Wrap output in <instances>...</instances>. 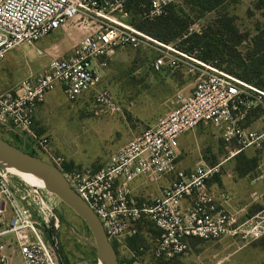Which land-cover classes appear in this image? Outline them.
<instances>
[{
  "label": "built area",
  "instance_id": "1",
  "mask_svg": "<svg viewBox=\"0 0 264 264\" xmlns=\"http://www.w3.org/2000/svg\"><path fill=\"white\" fill-rule=\"evenodd\" d=\"M189 1L148 0L142 15L154 21L171 6L185 10ZM130 16V0H0V63L14 49L33 47L71 22L91 28L68 57L52 58L42 72L0 93V126L18 148L63 172L118 246L120 264H162L189 254L196 240H261L264 209L242 219L241 211L230 210L231 194L209 182L223 174V164L232 157L247 150L264 153V89L202 60L200 49L187 53L154 39ZM119 48H149L156 54L154 72L185 67L194 85L189 93L179 92L175 108L129 140L105 167L68 170L66 158L52 151L48 138L37 140V110L61 87L68 102L92 99L96 114L118 112L113 93L103 86L102 71ZM200 126L217 129L230 156L212 164L201 154L192 169H179L180 138ZM256 173L264 180V157ZM172 174L175 179L163 186ZM153 187L158 194L148 195ZM260 197L252 195L253 200ZM145 222L158 233L148 247L135 251L128 240L141 233ZM59 225L43 190L0 165V264H61L55 239Z\"/></svg>",
  "mask_w": 264,
  "mask_h": 264
},
{
  "label": "rangeland",
  "instance_id": "2",
  "mask_svg": "<svg viewBox=\"0 0 264 264\" xmlns=\"http://www.w3.org/2000/svg\"><path fill=\"white\" fill-rule=\"evenodd\" d=\"M147 2L130 0V22L145 29L154 39L177 45L186 52L203 46L210 57L208 62L241 78L259 82L254 78V70L256 61L263 55H257L255 38L264 29V0H224L213 11L200 8L192 0L189 7L173 16L174 30L180 32L177 37L167 32L169 14L154 24H146L142 14ZM90 32L89 26L71 22L33 47L23 45L11 51L0 63V93L12 88L21 78L42 72L52 58L68 57ZM155 59V52L149 48H119L107 59L103 86L113 93L119 109L115 114H96L92 99L71 103L62 92L49 95L41 106L45 109L41 125H35L37 140L48 138L52 151L66 158V169L105 167L111 156L129 140L175 108L179 92H187L194 85L195 77L187 73L185 67L167 71V76L157 75L152 68ZM0 136L17 146L2 126ZM192 136V132L186 136L191 137V146L180 156L188 168L197 163L201 154L212 164L230 156L220 142L217 129L205 126ZM262 157L264 153L253 150L232 157L223 164L224 181L216 179L214 188L226 189L227 183L242 206L249 204L246 199L250 197L249 190L254 189L253 182L258 178L256 167ZM43 192L60 220L55 239L64 264H98L95 242L86 223L57 196ZM147 194L156 192L151 190ZM249 209V213H253L257 205ZM141 229L148 247L150 238L157 232L148 222ZM162 264H264V238L250 244H232L228 240L196 242L189 254Z\"/></svg>",
  "mask_w": 264,
  "mask_h": 264
},
{
  "label": "water",
  "instance_id": "3",
  "mask_svg": "<svg viewBox=\"0 0 264 264\" xmlns=\"http://www.w3.org/2000/svg\"><path fill=\"white\" fill-rule=\"evenodd\" d=\"M5 163L16 167L25 176L41 179L47 191L57 195L86 223L95 242L98 264H120L117 250L109 241L99 217L71 188L58 167L21 150L0 136V165Z\"/></svg>",
  "mask_w": 264,
  "mask_h": 264
},
{
  "label": "trees",
  "instance_id": "4",
  "mask_svg": "<svg viewBox=\"0 0 264 264\" xmlns=\"http://www.w3.org/2000/svg\"><path fill=\"white\" fill-rule=\"evenodd\" d=\"M224 0H193L194 4L199 6L200 8L204 9V10H208V11H213L215 10L216 8H218L222 3H223ZM192 3V0L189 1V4H188V7L191 5ZM183 9H180V8H177V7H174V6H171L169 9H168V12H167V15L169 16L167 19H168V23H167V32L172 35H175L176 37L180 35V32H177L174 30V21H175V18L173 16L177 14H179V11H181ZM175 14V15H174ZM167 15L163 16V17H160L154 21H148L146 20V24L149 23V24H154L155 22H157L158 20L162 19V18H165ZM174 19V20H173ZM139 29L143 30L144 32L147 33V31H145V29L143 28H140ZM148 34V33H147ZM150 35V34H149ZM196 39V37L194 38ZM159 40V39H157ZM160 42H162L161 40H159ZM255 45L257 47V55H260L262 54L263 57L259 60L256 61V69L254 70V78H258L259 79V82H254V81H251V80H247V79H244V78H241L239 76H236L233 74V72H228L222 68H219L229 74H232L236 77H238L239 79L249 83V84H252L258 88H261V89H264V29L260 32V35L258 37L255 38ZM199 46V45H198ZM197 47V46H196ZM191 49L190 52H187V53H191L193 52L195 49ZM197 49H200L201 50V59L208 62L210 61V57L208 56L207 57V54L204 50V47L203 46H199L197 47ZM186 52V51H185ZM205 52V53H204ZM203 54L206 55V57H204V59L202 58ZM30 153V152H29ZM32 155H35L37 156L35 153H30ZM70 170V169H68ZM157 232V231H156ZM158 233V232H157ZM146 237H145V233L144 231L141 229V233L138 234L136 237L128 240V245L131 247V249L135 250V251H138V249L143 246V245H146ZM196 242H200V241H194L193 242V245H196ZM114 247L115 249L117 250L118 252V246L116 244H114ZM58 257H59V260L61 262V264H64V261H63V256H62V253L61 251L58 249Z\"/></svg>",
  "mask_w": 264,
  "mask_h": 264
},
{
  "label": "crops",
  "instance_id": "5",
  "mask_svg": "<svg viewBox=\"0 0 264 264\" xmlns=\"http://www.w3.org/2000/svg\"><path fill=\"white\" fill-rule=\"evenodd\" d=\"M60 30H62V29H60ZM59 31V30H58ZM57 32V31H56ZM55 34V33H54ZM38 44V43H37ZM105 70V69H104ZM103 70V71H104ZM103 71H102V74L104 75V73H103ZM157 75H164V76H167V70H163L162 72H155ZM22 79V78H21ZM18 82V81H17ZM16 82V83H17ZM191 90V89H190ZM190 90L189 91H187V92H185V93H189L190 92ZM57 92H62L63 93V91H62V88L61 87H59L55 92H53L54 94L55 93H57ZM53 93H51V94H53ZM51 94H49V95H51ZM64 94V93H63ZM48 95V96H49ZM47 96V97H48ZM65 96V95H64ZM43 105V104H42ZM41 105V106H42ZM41 106L38 108V110H37V113H36V116H35V125L37 124L38 126H40L41 124H40V121L44 118V116H45V109H44V107H42L41 108ZM167 115V114H166ZM157 122V121H156ZM155 122V123H156ZM153 126V125H152ZM37 127V126H36ZM202 127H205V126H200V127H198L196 130H194V131H192V133H193V136L196 134V132H198L199 131V129L200 128H202ZM189 133V132H188ZM188 133H186V134H184L181 138H180V147H179V154H180V156L182 155V153H183V155H184V152L186 151V150H188L189 148H190V139H191V137H186L187 135H188ZM193 136H192V138H193ZM192 140V139H191ZM82 167H84V166H82ZM194 167V166H193ZM193 167H190V168H188L187 166H185L184 165V163H183V161L182 160H180V158H179V162H178V168L179 169H183V170H190V169H192ZM222 179L223 181H224V176L222 175V176H217L216 178H214L213 180H211L210 182H209V184H210V186L213 188V189H216V190H221V189H217V188H214V186H213V184L215 183V181H216V179ZM175 179V174H172V175H169V176H167V179L166 180H164V182H163V186H168L173 180ZM257 180V181H256ZM255 180V182H253V187H254V189H252V190H249V192L248 193H250V197L248 198V199H246V200H248V202H249V204H246V205H243L242 206V204H241V202H240V200H239V198L238 197H235V194L232 192V188L229 186V185H227V183L225 184V188L226 189H223V190H226L227 192H229L230 194H231V196H232V201H231V207H230V210L231 211H241L240 212V214H241V218L242 219H244L245 217H251V216H255V215H257L258 213H260L261 211V209L262 208H264V199H263V192H264V180H261V179H259V178H257ZM257 182V184H255ZM149 189H151V190H155V192H156V194H158V189H156V188H149ZM263 191V192H262ZM262 192V193H261ZM138 194H140V191L138 190V192H137ZM255 193L257 196H261L260 198H258L257 200H253L252 199V195ZM253 204H256L257 205V209H254V211H253V213H249V211L251 212V209H249V207H251V205H253ZM253 209V208H252ZM224 240H228V242H231L232 244L234 243H240L239 241H237V240H234V239H232V238H226V239H223V240H220V241H217V242H223ZM213 243V242H212Z\"/></svg>",
  "mask_w": 264,
  "mask_h": 264
},
{
  "label": "bare ground",
  "instance_id": "6",
  "mask_svg": "<svg viewBox=\"0 0 264 264\" xmlns=\"http://www.w3.org/2000/svg\"><path fill=\"white\" fill-rule=\"evenodd\" d=\"M5 169H7L9 172L15 174L16 176H19L22 178L25 182H27L30 185L37 186L39 188H42L43 190L47 191L45 189L44 183L41 179L34 177V176H25L20 170H18L16 167L11 166L9 164H3L1 165ZM49 192V191H48ZM51 193V192H50ZM53 194V193H52ZM55 195V194H54ZM57 196V195H55ZM58 197V196H57ZM59 198V197H58ZM60 199V198H59Z\"/></svg>",
  "mask_w": 264,
  "mask_h": 264
}]
</instances>
